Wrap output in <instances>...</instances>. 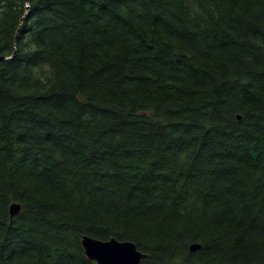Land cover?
I'll use <instances>...</instances> for the list:
<instances>
[{
  "label": "trees",
  "instance_id": "trees-1",
  "mask_svg": "<svg viewBox=\"0 0 264 264\" xmlns=\"http://www.w3.org/2000/svg\"><path fill=\"white\" fill-rule=\"evenodd\" d=\"M0 54V264H264V0H0Z\"/></svg>",
  "mask_w": 264,
  "mask_h": 264
},
{
  "label": "water",
  "instance_id": "water-1",
  "mask_svg": "<svg viewBox=\"0 0 264 264\" xmlns=\"http://www.w3.org/2000/svg\"><path fill=\"white\" fill-rule=\"evenodd\" d=\"M16 43V40H15ZM9 57L0 54V59ZM21 204L13 202L11 204V215L19 213ZM87 256L95 260L97 264H140L146 257V253L138 249L137 245L131 240H119L110 238L101 240L92 236L85 235L82 239ZM200 245L195 243L191 245L192 250H197Z\"/></svg>",
  "mask_w": 264,
  "mask_h": 264
}]
</instances>
